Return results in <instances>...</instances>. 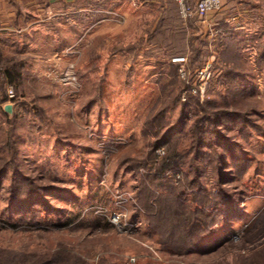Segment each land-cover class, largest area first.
<instances>
[{
  "label": "rangeland",
  "instance_id": "obj_1",
  "mask_svg": "<svg viewBox=\"0 0 264 264\" xmlns=\"http://www.w3.org/2000/svg\"><path fill=\"white\" fill-rule=\"evenodd\" d=\"M100 19L28 84L0 69V264L264 258V22L208 40Z\"/></svg>",
  "mask_w": 264,
  "mask_h": 264
},
{
  "label": "crops",
  "instance_id": "obj_2",
  "mask_svg": "<svg viewBox=\"0 0 264 264\" xmlns=\"http://www.w3.org/2000/svg\"><path fill=\"white\" fill-rule=\"evenodd\" d=\"M196 1L190 0L193 4ZM175 3V0H0V69L10 73V82L28 84V77L22 72H29L28 76L33 78L36 70L37 74L45 67L46 58L61 56L64 50L76 45L78 53L86 55L88 32L98 33L90 36L97 40L103 36L97 31L101 17L122 15L127 30L138 23L145 31L154 22L161 26L172 23L168 14L171 8L177 12ZM195 19L186 25L176 16L172 24L185 33L197 31L208 40L216 34L224 36L231 32L248 39L249 32L257 31L256 24L264 22V0H222L221 10ZM259 259L247 261L245 257L230 256L226 260L229 264H264V258Z\"/></svg>",
  "mask_w": 264,
  "mask_h": 264
},
{
  "label": "built area",
  "instance_id": "obj_3",
  "mask_svg": "<svg viewBox=\"0 0 264 264\" xmlns=\"http://www.w3.org/2000/svg\"><path fill=\"white\" fill-rule=\"evenodd\" d=\"M179 10V15L183 20H188L192 16H197L198 19H204L210 12H215L222 7V0H197L194 6L189 4V0H175ZM182 59L181 61H183ZM201 79H205L206 70L198 73ZM70 77L69 74H66ZM208 77V75H207ZM8 98L14 99L15 96L10 89L8 91Z\"/></svg>",
  "mask_w": 264,
  "mask_h": 264
},
{
  "label": "water",
  "instance_id": "obj_4",
  "mask_svg": "<svg viewBox=\"0 0 264 264\" xmlns=\"http://www.w3.org/2000/svg\"><path fill=\"white\" fill-rule=\"evenodd\" d=\"M4 111H5L6 113H11V111H12V106H11L10 104L5 105V106H4Z\"/></svg>",
  "mask_w": 264,
  "mask_h": 264
},
{
  "label": "trees",
  "instance_id": "obj_5",
  "mask_svg": "<svg viewBox=\"0 0 264 264\" xmlns=\"http://www.w3.org/2000/svg\"><path fill=\"white\" fill-rule=\"evenodd\" d=\"M10 78V77H9ZM10 80H11V78H10ZM169 158H172V159H175V158H177V155H175V154H172V156L171 157H169ZM170 214H171V212H170ZM169 214V215H170ZM176 214H173V216H175ZM170 217H171V215H170ZM189 219H191V218H189V217H186V221L188 220L189 221Z\"/></svg>",
  "mask_w": 264,
  "mask_h": 264
}]
</instances>
